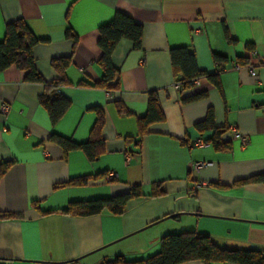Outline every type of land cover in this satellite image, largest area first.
I'll return each instance as SVG.
<instances>
[{
    "label": "crops",
    "instance_id": "1",
    "mask_svg": "<svg viewBox=\"0 0 264 264\" xmlns=\"http://www.w3.org/2000/svg\"><path fill=\"white\" fill-rule=\"evenodd\" d=\"M117 12L143 25L142 48L128 39L118 43L113 63L120 69L119 90L79 85L102 76L99 27ZM18 19L42 39L33 52L46 82L59 77L52 58L72 57L69 84L61 87L71 104L53 124L39 101L42 83L26 81L15 66L0 73V159L14 161L0 179V212L22 214L0 219V259L114 264L120 254L140 261L159 252L162 236L184 231L207 233L223 247L264 251V182L234 184L264 174V0H0V41L7 23ZM183 46L195 52L199 69L214 75L217 84L205 76L192 87L174 86L170 50ZM150 91H156L165 120L139 136L138 119L146 115ZM117 100L129 114L117 111ZM3 104L9 105L7 112ZM96 107L105 117L103 151L95 160L82 150L65 154L50 135L86 141ZM210 109L228 148L211 142L215 129L197 127ZM234 129L248 137L247 144L233 137ZM200 140L207 144L198 145ZM197 162L206 165L196 169ZM109 171L116 173L114 179ZM97 174L86 185L55 188ZM160 182L165 192L150 197ZM198 182L203 184L195 188ZM131 185H140L145 196L131 200L121 215L57 211L71 201L126 192Z\"/></svg>",
    "mask_w": 264,
    "mask_h": 264
},
{
    "label": "trees",
    "instance_id": "2",
    "mask_svg": "<svg viewBox=\"0 0 264 264\" xmlns=\"http://www.w3.org/2000/svg\"><path fill=\"white\" fill-rule=\"evenodd\" d=\"M144 27L132 17L122 12H117L113 19L99 27L98 44L101 48V57L98 60L102 68V76L98 81L92 83L81 80L78 84L83 86H94L106 90L120 89V69L113 63V53L122 39L132 42L135 49L142 48ZM68 36H74V42L78 41L77 36L66 30ZM24 19H18L7 23L5 34L0 41V73L11 66L25 72V80L29 82L42 83L44 91L39 97L40 103L47 109L52 123H56L67 111L71 102L61 93V87L69 84L66 70L72 62L71 56L54 57L51 66L57 71L59 77L48 83L43 78L36 66L34 56V46L41 42ZM171 60L177 80L181 81L182 87L194 86V79L208 77L217 84L214 75L208 74L199 69L195 52L189 47H175L170 50ZM215 60L218 63L223 61V57L216 54ZM241 65L240 62H237ZM202 93H197L186 101H193L201 97ZM117 111L120 114H129L121 100L116 101ZM97 119L91 129L89 138L84 142H77L71 138L52 133L50 139L59 144L65 154L72 150H82L90 160H95L103 151L105 140L102 130L105 124L103 111L96 107ZM165 120V115L156 91H150L148 108L146 115L138 119L139 136L148 132L149 126L156 122ZM200 130L215 129L211 142L217 149L228 148V143H222L219 139L220 131L215 126L213 110H208L204 120L197 124ZM207 142V141H206ZM13 160L0 159V179L13 164ZM97 175H85L71 178L66 182L55 185V188L63 186H83L90 180L96 179ZM251 182H264V174L254 175L248 178L238 179L234 184L241 185ZM165 192L162 183H155L150 197L160 196ZM140 185H131L126 192L96 198L86 201H71L66 207L57 210L61 214L89 217L109 212L113 215L123 214L131 200L144 197ZM56 211H43L48 214ZM175 216V214L168 215ZM21 213L0 212V219L21 218ZM161 248L159 252L140 261L129 262L123 255L115 256L114 264H182L189 261L200 260L205 264L215 262L233 264H264V251L256 248H228L217 244L213 238L204 232L184 231L165 234L160 238ZM0 264H6L5 259H0Z\"/></svg>",
    "mask_w": 264,
    "mask_h": 264
},
{
    "label": "built area",
    "instance_id": "3",
    "mask_svg": "<svg viewBox=\"0 0 264 264\" xmlns=\"http://www.w3.org/2000/svg\"><path fill=\"white\" fill-rule=\"evenodd\" d=\"M254 54H255V52H254ZM235 65H236V67H240V65L237 62L235 63ZM249 70H250V73L252 75H254V76L257 75V71L254 67L249 66ZM198 82H199V79H194V84H198ZM174 86L178 89H181L182 88L181 81H178V80L175 81ZM8 109H9V105H7V104L2 105V110L4 112H7ZM233 137L240 139L243 145L247 144V142H248V137L246 135H244L243 133H241L240 131H238L237 129L233 130ZM197 144L198 145H205V144H207V142L200 140L197 142ZM130 159H131V157L129 155L127 158V162L130 161ZM205 165L206 164L204 162H197V163H195L194 167L196 169H200V168L204 167ZM115 176H116V173L114 171H109V173H108L109 179H114ZM202 184L203 183H201V182L196 183L195 188L201 186Z\"/></svg>",
    "mask_w": 264,
    "mask_h": 264
}]
</instances>
